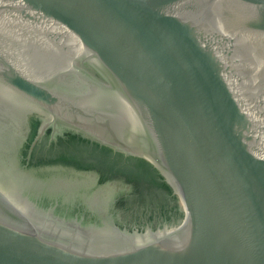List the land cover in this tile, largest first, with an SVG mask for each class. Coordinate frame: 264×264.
I'll list each match as a JSON object with an SVG mask.
<instances>
[{"label":"water","instance_id":"1","mask_svg":"<svg viewBox=\"0 0 264 264\" xmlns=\"http://www.w3.org/2000/svg\"><path fill=\"white\" fill-rule=\"evenodd\" d=\"M16 105L146 160L178 214L60 216L0 161V264H264V0H0V129Z\"/></svg>","mask_w":264,"mask_h":264},{"label":"flooded vegetation","instance_id":"2","mask_svg":"<svg viewBox=\"0 0 264 264\" xmlns=\"http://www.w3.org/2000/svg\"><path fill=\"white\" fill-rule=\"evenodd\" d=\"M11 111L2 115L6 117L0 129V161L5 162L22 195L60 216L92 220L94 215L130 229L175 219L177 203L172 191H167L171 192V203L165 210H157V172L152 166L146 175L136 168L141 159L125 156L61 126H48L40 134L42 115L23 111L17 105ZM109 149L122 156L114 155L121 170L116 175L106 158ZM123 159L133 163L123 164ZM158 192L163 194L160 189ZM166 199L163 197V201Z\"/></svg>","mask_w":264,"mask_h":264},{"label":"trees","instance_id":"3","mask_svg":"<svg viewBox=\"0 0 264 264\" xmlns=\"http://www.w3.org/2000/svg\"><path fill=\"white\" fill-rule=\"evenodd\" d=\"M109 151L111 152V150L109 149ZM114 155H118V156H121L120 154H118V153H114ZM122 157V156H121ZM135 158V157H134ZM139 159H141V158H139ZM123 160H125V159H123ZM142 160V163H140V165H138L137 166V169H139L140 171H142L143 170V173L144 174H146V175H148L147 173H146V171L147 170H151V164H149L146 160H144V159H141ZM115 161L117 162L118 160L117 159H115ZM111 161L109 160V163H110ZM142 164H143V166H142ZM153 167V166H152ZM154 168V167H153ZM152 168V169H153ZM153 170H156L155 168L153 169ZM156 172L157 173H155L156 174V177H154V178H156L155 179V185L158 187V189H166L167 191H171V189H170V187L165 183V182H162V181H164L163 179H162V177L161 176H159V174H158V171L156 170ZM161 178V179H160ZM148 180H150V179H148Z\"/></svg>","mask_w":264,"mask_h":264}]
</instances>
